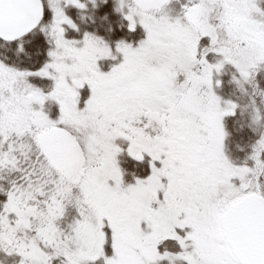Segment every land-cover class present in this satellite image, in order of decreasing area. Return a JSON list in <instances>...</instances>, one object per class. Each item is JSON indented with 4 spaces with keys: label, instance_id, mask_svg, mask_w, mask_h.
I'll list each match as a JSON object with an SVG mask.
<instances>
[{
    "label": "snow or ice",
    "instance_id": "6c2138e0",
    "mask_svg": "<svg viewBox=\"0 0 264 264\" xmlns=\"http://www.w3.org/2000/svg\"><path fill=\"white\" fill-rule=\"evenodd\" d=\"M0 264H264V0H0Z\"/></svg>",
    "mask_w": 264,
    "mask_h": 264
}]
</instances>
